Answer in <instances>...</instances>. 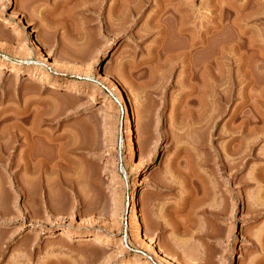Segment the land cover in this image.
Instances as JSON below:
<instances>
[{"label":"rangeland","instance_id":"obj_1","mask_svg":"<svg viewBox=\"0 0 264 264\" xmlns=\"http://www.w3.org/2000/svg\"><path fill=\"white\" fill-rule=\"evenodd\" d=\"M129 1L0 0V264H264V0Z\"/></svg>","mask_w":264,"mask_h":264},{"label":"bare ground","instance_id":"obj_2","mask_svg":"<svg viewBox=\"0 0 264 264\" xmlns=\"http://www.w3.org/2000/svg\"><path fill=\"white\" fill-rule=\"evenodd\" d=\"M124 1H125V0H124ZM126 1H127V0H126ZM132 1H133V0H132ZM132 1H131V2H132ZM127 3H130V1L128 0ZM122 4H123V3H122ZM124 4H125V3H124ZM127 5H128V4H127ZM125 7H126V6H125ZM140 8H141V7H140ZM130 9H131V8H130ZM136 9H137V8H135V11H134V12H136ZM117 11H118V10H117ZM117 11H116V12H117ZM137 11H138V10H137ZM140 11H141V10H140ZM132 12H133V11H132ZM138 12H139V11H138ZM123 13H124V12H123ZM125 13H127V12H125ZM119 15H120V14H119ZM121 15H122V14H121ZM133 15H134V14H133ZM138 15H139V14H138ZM117 16H118V15H117ZM134 16H135V15H134ZM130 17H131V16H130ZM130 17H129V18H130ZM121 19H122V17H121ZM123 19H124V17H123ZM132 19H133V18H132ZM119 20H120V19H119ZM123 21H124V20H123ZM119 22H120V21H119ZM126 22H127V21H126ZM212 67H213V66H212ZM213 69H214V68H213ZM212 79H213V78H212ZM75 83H76V82H75ZM69 84L71 85V83H69ZM67 85H68V84H67ZM67 85H66V86H67ZM71 86H72V85H71ZM74 86H75V84H74ZM76 87H77V86H76ZM76 87H75V88H76ZM130 132H131V134H132V129H130ZM131 142H132V147L134 148L136 143H135V141H134V139H133L132 137H131ZM131 150H132V149H131ZM242 152H244V151H242ZM245 152H246V150H245ZM249 152H250V151H249ZM132 153H133V152H132ZM245 159H246V158H245ZM30 160H31V159H30ZM31 163H32V162H31ZM27 164H29V163H27ZM244 165H245V164H243V166H244ZM240 166H241V165H240ZM25 167H26V166H25ZM35 167H36V166H35ZM52 168H53V166H52ZM57 168H58V167H57ZM39 169H40V168H39ZM54 170H55V169H54ZM30 171H31V170H30ZM56 171H57V170H56ZM261 172H264V170H263V171H260V173H261ZM260 173H259V174H260ZM238 176H239V173H237V174L235 173V175L233 174V180L238 179ZM259 177H260V179L264 180V174L261 173V174L259 175ZM235 178H236V179H235ZM64 179H65V178H64ZM244 180H245L244 178H240V180H239L238 182H239V183H240V182L243 183ZM242 186L244 187V185H242ZM210 193H211V192H210ZM208 195H209V194H208ZM247 199H248V198H247ZM256 202H257V201H256ZM260 203H261V202H260ZM260 203H259V204H258V202H257V203H254L253 205L256 206V207L253 208V207H254V206H253V207H252L253 210L250 209L249 213H250L251 210H252L253 213L251 212V214H254L256 217H257L258 215H260L261 212L264 210V204H263V202H262L261 205H260ZM256 204H257V205H256ZM247 206H248V205H245V202H244V208H243V209H244V210H247ZM221 211H222V210H221ZM209 213H210V212H209ZM221 215H222V214H221ZM217 216H220V214H218ZM217 216H216V217H217ZM255 216H252V217H255ZM219 218H220V217H219ZM220 219H221V218H220ZM64 235H65V234H64ZM64 235H63V236H64ZM66 235H67V234H66ZM52 237H53V235H52ZM138 242H139V241H138Z\"/></svg>","mask_w":264,"mask_h":264}]
</instances>
